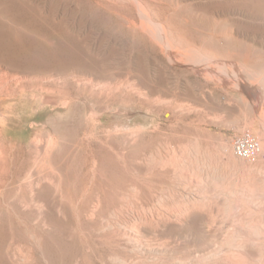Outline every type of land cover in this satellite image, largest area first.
<instances>
[{
	"label": "rangeland",
	"instance_id": "1",
	"mask_svg": "<svg viewBox=\"0 0 264 264\" xmlns=\"http://www.w3.org/2000/svg\"><path fill=\"white\" fill-rule=\"evenodd\" d=\"M205 16L207 19L204 18ZM211 17L223 20V23L225 22L227 27L233 29L240 37L238 38L239 43H222L218 47L213 46L211 49L217 54L213 60H217L221 66H224L223 64L227 66L226 62L230 68L234 65L232 69L234 68V71L237 70L241 74L248 73H245L244 65L249 68V71H252L249 73H252V77L254 76L252 79L255 82L252 80V83L250 80L241 81L242 83L236 82V75L234 76L228 67L223 70L221 67V72L217 71L215 75V73L206 72L197 65L189 66L178 61L170 51L171 47H176V44H172L169 49V42L164 45L157 40L156 35L147 30V25L157 26L155 28L159 32H163L166 42L167 40L172 42L177 35L176 32H180V30L183 34L186 32L189 35L190 33L189 36L186 35L187 37H190L191 34L194 36L196 30L206 31L210 26ZM133 22L134 24H132ZM163 23L166 25L169 23V27ZM161 25L164 26V29L161 28ZM0 45V49L2 48L0 50V59H2L0 66L5 68L4 70L7 69L8 73L13 74L21 70L18 64L22 54L27 50L29 53L26 55L29 58L39 60L41 68L32 70V76L38 77L33 81H36V85L43 84L44 96L50 100V105H52L43 108V113L46 114V116L44 115L45 119L42 120L43 124L50 119H54V122L57 123L62 122L56 112L63 114L65 107H61V103L68 102L65 93L72 92L74 103L71 116L73 118L68 117L74 123L77 141L86 144L91 141L93 137L92 123L100 114L104 117L106 128L110 130L115 126L120 129L135 126L143 127L145 130L150 128V132L154 133L153 138H143L146 142L141 146L143 152L141 156L144 154V157L147 156V158L153 156L152 158L160 161L157 167L158 173L160 172L157 175L158 178L152 177L151 181L148 180L150 183L155 181L152 185L149 182L146 183L147 180L143 177L145 169H142L143 176L141 177L144 179L137 180L133 173L136 174V171L129 170L128 172V169L127 171L123 168L120 170V167L118 171L116 169L118 167H114L111 173L115 177L112 176L113 180H110L108 187L97 186L95 188L91 177L83 166V163L90 157L78 151L74 157V166L69 168L64 165V170L67 171L65 170L66 173L63 175L65 182H63L62 195L66 196L68 191H72L75 196L73 202L71 203L66 197L64 199L69 202L64 201L63 198L61 199L63 201H52L48 197L44 206L45 212H43V223L46 222L44 225L42 222L31 221L32 215L29 214H18L12 211L4 216V222L0 225V264H114L110 255L118 254L125 258H134L136 255L130 254L131 246L128 244L125 246V241H109L107 236L94 231L98 222L93 224V220L91 222L87 217V213L91 209L92 189H96L102 194H109L108 198H102L99 210V213H102L101 216L108 215L107 213L110 211L112 213L118 211L120 208V210H124L123 216L128 217L124 205L130 200L124 198L119 200V195L121 196L123 192V194H131L132 190L129 191L131 185H137L139 191L142 187L141 199L138 204H142L145 208H151V205L156 212L157 210L161 213L168 211V216L170 218L172 216V222L174 220L177 222L178 218L181 220L178 221L179 223L182 224L184 221L183 230L187 231L190 227L188 232L199 230L207 234L216 233L220 236L233 227L237 218L245 217L249 220L260 218L257 214L259 209L248 203L247 200L245 203L234 200L236 204H241L240 209L244 208L246 211L252 212L246 216L236 211V204L231 202L227 206L228 202L219 194L224 192L223 186H229L228 181H223L220 178L215 181L211 179L212 177L207 180V176L212 173L216 177L221 176L224 172L223 169H230L228 172H232L233 177L237 176L236 171L239 169L228 165L222 148L227 141L234 148L233 143L236 135L249 133L264 145V77L259 75L257 77L259 63L255 59L259 58L264 61V0H0ZM248 49H251L253 57L247 60L244 58ZM55 55L57 59L54 58ZM9 59L13 65L6 63ZM61 65L65 66L61 67ZM2 73L0 72V74ZM222 74L224 77L220 76ZM77 77L84 79L80 80ZM41 78H43V82L40 81ZM226 79H229V82ZM84 80L85 83L94 82L93 84L101 85L100 87L104 85V88L117 90L113 96H106L103 100V97L93 93L89 86L83 85ZM74 89L77 90L74 92L76 94L73 93ZM135 89L140 93L143 92L147 98L136 95ZM139 89L143 91L141 92ZM122 90L123 93L125 92L124 94ZM83 92H86L85 95H82ZM61 95L64 98H60ZM97 96L101 97L98 102ZM110 97L113 98L112 101L117 99L112 102ZM76 98L79 99L76 100ZM79 102L80 104H78ZM116 106H118L117 110ZM64 114L66 115L65 112ZM129 115H134V117L130 122L131 125L127 126ZM112 117L113 119H111ZM43 134H45L43 135L45 137L43 138L44 144L48 139L55 141L59 139L55 138L57 135L50 128L43 130ZM90 136L91 138H89ZM236 157L239 160L242 159L237 155ZM166 158L172 163L169 168L162 169L161 165L166 161ZM181 158L184 160L182 161ZM43 160H46L44 153ZM242 160L245 166H258L264 170V161L260 159H256L254 162ZM45 163L49 165L47 161ZM55 163H57L55 158L50 161L52 166ZM178 164L182 166L179 168ZM71 171L74 172L73 175H71ZM120 171L121 173H118ZM234 171L235 176L233 175ZM251 171L250 175H257L256 171L252 169ZM162 172H166L168 175L164 173L162 175ZM237 173L240 174L239 171ZM117 175H122V177ZM233 177L231 180L235 179ZM88 178L91 182L88 181ZM119 178L124 182H118ZM199 179H206L203 181L206 184ZM70 184L74 185L70 186ZM153 205L157 207V210ZM178 222L174 223L177 227L180 226ZM208 226L212 228L210 229ZM97 234L103 236L99 237L100 235ZM118 242L119 245L116 247ZM10 243L12 244L10 245ZM122 248L123 250H121ZM146 254L138 257L140 259L143 257L142 261L147 260L149 263L154 262L157 258L156 253L148 252ZM166 257L163 256V258ZM110 258L111 260H109ZM144 258L146 259L144 260ZM147 261L146 263H148Z\"/></svg>",
	"mask_w": 264,
	"mask_h": 264
},
{
	"label": "bare ground",
	"instance_id": "2",
	"mask_svg": "<svg viewBox=\"0 0 264 264\" xmlns=\"http://www.w3.org/2000/svg\"><path fill=\"white\" fill-rule=\"evenodd\" d=\"M156 5H157V3H156ZM197 8H199V7H197ZM200 8H201V6H200ZM196 12H198V11H196ZM202 13H204V12L202 11ZM204 18H206V16ZM220 18H222V17H220ZM211 19H212V17H211ZM211 19H210L211 22L208 20L210 22V26L207 28V30L206 31L205 30L204 31L203 30L202 31L196 30L194 33V36H192V34H191L190 37H187L190 35V33H189V35L186 34V32H185V34H183L181 32V30H180V32H178L176 30L177 35H175V38L172 40V42H170L169 40H167V42H166V39H164V36H163V32L161 33L157 30V28H155L157 26L154 27L151 25H147V30L151 34L156 35L157 40L159 42L163 43L164 45L169 42L168 43L169 46L167 45L169 47V49H170V46H172V44H176L175 45L176 47H173V48L171 47L170 51H171L173 57L176 58L178 61L184 62V63L188 64L189 66L197 65L200 68L202 67V69L206 70V72L209 71V73L212 72V73H215V75H216L217 71L221 72V67H223L222 70L224 68L226 69L228 67V63L226 62L227 66L223 63L222 64L224 66H221L218 64L219 62L217 60L216 61L213 60L215 56L217 57V54L211 48L213 46L218 47L222 43H227V44L239 43L238 38H240V37L237 35V33L234 32L233 29L227 27V24H225V22L223 23V20L220 21L217 19H212V20ZM132 24H134V22ZM168 24L166 25V23H163V25H165L166 27H169ZM161 28L164 29V26L161 25ZM175 28L177 29V27H175ZM173 32H171V33H173ZM14 43H15V41H14ZM25 46L26 45H24V47ZM26 48H28V47L26 46ZM26 48H23V50L24 49L26 50ZM59 49H58V51H59ZM250 50L249 49L246 50L244 59L248 60L249 58L253 57V53ZM14 51H15V48H14ZM29 51H31V50L29 49ZM3 53H5V52H3ZM26 53H29L28 50L26 51ZM26 53L22 54L21 60L19 61L18 67L21 68V70L19 72H16L13 74L11 72L8 73L7 69L4 70L5 68H2V66H0L1 67L0 72H3L2 74H0V225L4 222V216H6L7 214H10L12 211L15 213H18V214L22 213V214L32 215L31 221H33L34 223L35 222L36 223H38V222L43 223V216H44L43 212H45L44 206H45L46 201L48 200L47 199L48 197H50L52 201H56V200L57 201H63V200L65 201L68 199L72 203L74 200V197H75L74 193L72 191H68L67 192L68 194L66 193L68 196L62 195L63 182H65L63 175L66 173L65 172L66 169L64 170V165H67L69 168L74 166V164H75L74 157L78 151L82 152L85 156L89 155L87 157H90V159H87L83 163L84 164L83 166L85 167L89 176L91 177V179L93 181V185L95 186V188L97 186H101V187L107 186L108 187L110 180H113L112 176H114V175H113V173H111V171H112V168H114V167H118V168H116L117 170L120 167V170L123 168L124 170L126 169V171H127V169H128V172H129V170L136 171V174H135V172H133L135 178H137V180L145 178V180H147L146 183L149 182L148 180H150V178L152 179V177H157V175L160 173V172L158 173V171H157V167H158L160 161L158 162L156 159L152 158L153 156L151 154L150 155L152 157H149V155H148L149 158H147V156L144 157L145 154H144V156H141V154L143 153L141 146L144 142H146L143 140V138H153L154 133L152 134L150 132V130H149L150 128H147L145 130V128H143V127H136L135 126L133 128L127 127L125 129H120L114 125L115 127L113 126L114 128L110 130V129L106 128V125H105L106 122L104 121L103 115L101 116L99 114L98 115L99 117L98 118L96 117L97 118L96 121H94L92 123V129L91 130L93 133V137H92L91 141L88 140L89 142L87 144L82 142V141H79V140L77 141L76 137H75L74 123L72 120H70L71 118H69L71 116V114L73 113L72 108H73L74 99H72V97H73L72 92H68V93L66 92L65 98L67 99L68 102H66L64 104L61 103L62 104L61 107H65L64 112L66 113V115L64 114V112H63L64 115L56 112L57 113L56 115H58L59 120L62 122L57 123V122H54V119H50L43 124L42 120H44L45 119L44 117L46 116V114L43 113V108H48L49 106H52V105H50V100L46 99L44 96L43 84L41 83L40 85H36V81H33L34 79H37L38 77L35 78L32 76L33 75L32 70L40 69L41 64L37 58L36 59L35 58H29L26 55ZM7 56H8V54H7ZM12 58H13V56H12ZM54 58L57 59L56 55ZM255 59L259 63V70H257V73H258L257 77H258V75L264 77V61L262 59H259V58H255ZM218 60H219V58H218ZM0 61L2 62V59H0ZM171 61H173V60H171ZM6 63L8 65H13V62H11L10 59L8 61H6ZM63 66H65V65H61V67H63ZM236 66H235V68H236ZM232 67H234V65ZM232 67L231 68L228 67V68L232 70V73L234 76L236 75V77H237V78H235L236 82L237 81L243 82L245 80H250V81L252 80L253 81L252 78L254 76L252 77V75H251L252 73H249V72H252V71H249V68L244 67V65H243V68H245L246 70L248 69V71H246L244 69L243 70L245 71V73L248 72L249 74L246 73V74H248V75H246L243 73L244 77H242L243 74H241L237 70L234 71L233 70L234 68L232 69ZM239 73L241 74V76ZM69 74H71V73H69ZM72 74H74V73H72ZM202 74H203V72H202ZM78 75H79V73H78ZM220 76L224 77V74H222ZM77 78H79V77H77ZM68 79H70V78L68 77ZM74 79H75V77H74ZM83 79H80V80H83ZM52 80H54V79H52ZM52 80H51V82H52ZM228 80H227V82H229ZM40 81L43 82V78H41ZM252 81H251V83H252ZM263 81H264V79H263ZM263 81H262V83H263ZM60 82H62V81H60ZM253 82H255V81H253ZM93 83L92 82L85 83V80H84L83 85L89 86L90 90L93 91V93L102 96L103 100L105 99L106 96L107 97L113 96L114 92L117 90V89L112 90V88H108L107 83L105 84L107 88H104L103 87L104 85L102 87H100L101 85H97V84H93ZM122 83H124V82H122ZM122 83H120V84H122ZM66 86L68 87L67 84H66ZM66 86H65V88H66ZM112 86H109V87H112ZM128 86H127V88H128ZM130 86H132V85H130ZM139 90L141 91V89H139ZM75 91L77 92V90L74 89L73 93ZM132 91L134 92V89H132ZM45 92H48V91H45ZM135 92H136L135 94L136 95L138 94V96H140V97L145 96L143 94V92L140 93L136 89H135ZM85 93L82 95H85ZM122 93H123V90H122ZM122 93L120 92V95H122ZM74 94H76V93H74ZM256 95H257V93H256ZM114 96H117V95H114ZM129 97H130V94H129ZM60 98H64V97L61 95ZM96 98H97V102H98V99L101 97L98 98V96H97ZM145 98H147V95L145 96ZM77 99H79V98H76V100ZM110 99H108V100L112 101L113 98L110 97ZM115 100L112 102H115ZM78 104H80V102ZM58 105H56V106H58ZM34 106H35V108H34ZM75 106H76V102H75ZM117 107L118 106H116V110H117ZM49 117H51V116H49ZM133 117H134V115H132V116L129 115V117L127 118V122H128L127 126L131 125L130 122L132 121ZM166 117H167V115H166ZM111 119H113V117ZM85 121H87L86 118H85ZM119 122H121V121H119ZM140 122H142V121L140 120ZM123 123H124V121H123ZM47 128H50L51 130L53 129V131H55V133L57 135L55 138H59V139H57V141L52 140V139H48L45 144L43 143V138H45V137H43V135H45V134H43V130H45ZM86 130H87V128H86ZM81 138H82V136H81ZM89 138H91V136ZM261 146L263 148L264 145L261 143ZM199 148H200V146L198 147V149ZM222 148H223V153L227 157L228 165H231L235 168H238L239 170H237V171H239L240 174L242 172V175L237 173V171L235 170L237 176H235V171H234L233 175L235 177H233L232 172H228L230 169L228 168L229 166H227V168L229 170L223 169L224 172L223 171H222L223 173L221 172L222 173L221 176L217 175L218 177L214 176L215 174H213L211 170L210 171H211L212 175L209 174L208 173L209 171L207 170L208 172L207 171L206 172L209 174V175L207 174L208 176L206 175L208 177L207 180L210 177H212L211 179L215 180V181H217V179H219V178L222 179L223 181H228L229 186L228 185L223 186L222 190L224 192L219 194L222 197H224L226 202H228L227 206L231 202L236 204L234 201L235 199L237 201H241V202L244 201L243 203H245V200H247L248 203L255 205V207H257L259 209L257 214H259L260 218H257V219L253 218L254 220H249L245 217L237 218L234 221L233 227L230 230H227L226 232H224V234H222L220 236H218L216 233L210 232L207 234V233H205L203 231H199V230H196L193 232H188V229L190 227H188L187 231H185L186 229L183 230L182 227L184 225L183 224L184 221H182V224H183L182 225L181 223H179L181 220H179L178 218H177V220L179 222L178 221L177 222L179 223L180 226H178V227L175 226L174 223H177V222H174L175 220L172 222V220H171L172 216H171V218L168 216V214H169L168 211H167L168 213L166 211H163L161 213L156 209L157 207H155L153 205L154 208L157 210V212H156L151 205H150L151 208H145L142 204H138V203H140V199H141L140 194H142V192L140 193V191H142L141 190L142 187L139 191L138 187H136L137 185L136 186L131 185L130 186L131 188L129 190V191L132 190V193L130 192L131 194H126V193L123 194L124 193L123 192V193H121V196L119 195V197H120L119 200L122 198H124L125 200L126 199L130 200V202H128L126 205H124L126 213H128L127 214L128 217H126L125 215L123 216L122 213L124 212V210L123 211L120 210L119 206H116L117 208H119V210L117 209L118 211H113V213L110 211L111 213L110 212L107 213L108 215H106V216L102 215L101 216L102 213L100 214L99 210H100V206L102 203V198L103 197L108 198L109 194H106V193L102 194L100 192H97L98 190L92 189L93 191H92L91 209H90L89 213H87V217H88V219H90V221L93 220V222L91 221L93 224H94V222H98V226L96 228H94V231L101 233V234H104L105 236H107V238H108L107 240H109V241H111V240H115V241H121L122 240L123 242L125 241V244H124L125 246H126V244H128V246L129 245L131 246L130 254L133 253L134 255H136L134 258L133 257L132 258H125V257L119 256L118 254L113 255V256L110 255L114 261V264H264V179H263L264 177H262L264 175V170H263V168L258 167V166H245L244 162L242 160L243 158L241 159L242 160L241 161L236 157V155H235L236 153L234 151V148L231 147L229 141L225 142L223 144ZM195 149H197V148H195ZM43 153H44V158L46 160H43ZM198 153H199V151H198ZM206 153H207V150H206ZM184 156H185V154H184ZM171 157H173V156H171ZM54 158H55L57 163H55V165L52 166V165H50V161H52V159H54ZM181 159H182V161L184 160V158H181ZM176 160H177V158H176ZM46 161H47V163H49V165L45 163ZM254 161H256V160H253L250 162H254ZM247 162H249V161H247ZM171 163H172L171 160H169V159L167 160V158H166V161L164 163H162V165H161L162 169L169 168ZM177 163H179V162L177 161ZM181 164H184V163H181ZM181 164L180 165L178 164L179 168H180V166H182ZM47 165H48V167H47ZM161 166H160V170H161ZM188 166H189V164H188ZM173 167H175V166L173 165ZM183 168H184V166H183ZM235 168H233V169H235ZM142 169L146 170V172L144 173L145 176L142 175ZM173 169H176V168H173ZM185 169H186V167H185ZM188 169H189V167H188ZM251 169L256 171L257 175H255V174L250 175L249 173H250ZM63 170H64V173H63ZM167 172L169 173V171H167ZM118 173H121V171ZM163 173L165 175L167 174L166 172H162V175H164ZM217 173H218V171H217ZM251 173H252V171H251ZM73 174H74V172L71 171V175H73ZM120 176L122 177V175H120ZM120 176H118V177H120ZM142 176L144 178H141ZM232 177H233V179L234 178L235 179L231 180ZM89 178H88V181L90 180ZM135 178H134V180H135ZM119 179H118V182H124L123 179H121V178H119ZM134 180L132 181L133 184H134ZM196 180L198 181V179H196ZM199 180H201V179H199ZM204 180L206 181V179H204ZM204 180H201V182L206 184V182H203ZM71 181L73 182L74 180L72 179ZM140 181H142V180H140ZM90 182H91V180H90ZM154 182L155 181H153L152 183H154ZM66 183H67V181H66ZM152 183L149 182V184H151V185H152ZM202 183H201V185H203ZM72 185H74V184H72ZM72 185L70 184V186H72ZM144 186L146 187V185H144ZM113 187H114V185H113ZM148 187H150V185ZM114 188H116V187H114ZM200 190H202V189H200ZM203 192H205V191H203ZM63 193H64V191H63ZM203 196H205V195H203ZM65 197L67 199H64ZM62 198H63V200H61ZM204 199H205V197H204ZM201 200L203 201V199H201ZM129 203H130V205H129ZM88 204H86L87 207H88ZM121 206L124 207L122 204H121ZM236 206H237L236 211H239V213H241L245 216L248 213H252L251 211H246L244 208H243L244 210L240 209L241 204H236ZM147 207H148V204H147ZM177 207H179V206H177ZM61 208H62V206H61ZM194 208H196V206ZM58 209H60V207ZM114 209H116V208H114ZM76 210H78V209H76ZM183 210H184V208H183ZM181 211H182V209H181ZM15 213H13V214H15ZM179 213H181V212H179ZM88 219H87V221H88ZM44 223L46 224V222H44ZM44 223H43V225H44ZM43 225H42V227H43ZM176 225H178V224H176ZM197 226H199V225H197ZM191 227H193V226H191ZM208 227H210V226H208ZM211 228L212 227H210V229ZM101 234H97V235H100L99 237H102L103 235L101 236ZM100 242H101V239H100ZM105 243L108 244V242H105ZM11 244L12 243H10V245ZM113 245H115V244H113ZM117 245H119V242H118V244H116V247H117ZM125 246H123V247H125ZM112 247H111V249H113ZM117 249H119V248H117ZM121 250H123V248ZM124 252H126V251L124 250ZM148 252L149 253L153 252V253L157 254V256H156L157 258H155L154 262H152V263L151 262L149 263L147 260H145L146 258H144L145 261H142L143 257H142V259H140V257H141L140 255H145ZM146 255H148V254H146ZM138 256H140V257H138ZM163 256H167V257L163 258ZM111 258L109 260H111ZM23 261H24V259H23ZM28 261H30V260H28ZM146 261L148 263H146ZM23 264H25V263H23Z\"/></svg>",
	"mask_w": 264,
	"mask_h": 264
},
{
	"label": "built area",
	"instance_id": "3",
	"mask_svg": "<svg viewBox=\"0 0 264 264\" xmlns=\"http://www.w3.org/2000/svg\"><path fill=\"white\" fill-rule=\"evenodd\" d=\"M233 146L236 155L245 160L253 161L260 159L264 161V149L260 141L249 133L236 135Z\"/></svg>",
	"mask_w": 264,
	"mask_h": 264
}]
</instances>
